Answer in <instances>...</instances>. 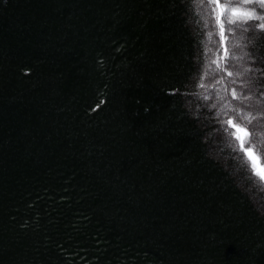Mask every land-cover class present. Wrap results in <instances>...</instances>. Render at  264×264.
<instances>
[{
	"label": "trees",
	"instance_id": "trees-1",
	"mask_svg": "<svg viewBox=\"0 0 264 264\" xmlns=\"http://www.w3.org/2000/svg\"><path fill=\"white\" fill-rule=\"evenodd\" d=\"M208 12L0 0V264H264V184L221 112L264 136V30L227 33L233 76L212 72Z\"/></svg>",
	"mask_w": 264,
	"mask_h": 264
},
{
	"label": "snow or ice",
	"instance_id": "snow-or-ice-1",
	"mask_svg": "<svg viewBox=\"0 0 264 264\" xmlns=\"http://www.w3.org/2000/svg\"><path fill=\"white\" fill-rule=\"evenodd\" d=\"M207 7L209 9L208 15L212 18L214 25L218 29L217 35L219 37V43L216 45L218 53L222 49V54L217 55L216 59H209L208 67L212 72H226L228 77L233 76V72L227 71L224 66V61L230 56L227 41L229 36L227 33H235L237 30L247 31L250 26V22L256 21V27L264 30V15L258 14L255 11L256 7L264 8V0H207ZM227 25V27H226ZM208 40L211 42L213 33L208 32ZM208 52H212L211 48L207 49ZM215 65V67H212ZM247 71V70H245ZM208 74V73H206ZM236 75H239L237 73ZM222 86V91L217 93V96L221 101L226 99V95H230L232 100L244 99L249 97H242L239 95L235 88L231 91L226 87H223V77L217 81ZM235 83V81H232ZM200 87H204L203 84ZM215 87V85H213ZM226 94V95H225ZM231 110V115L225 111ZM228 118L224 121L225 132L236 142L235 150L242 153L245 163L248 165L252 174L264 184V167L257 166L258 157H254L253 152L257 147L264 149V136H256L253 132H249L247 127L242 125H251L253 117L250 113L244 112L242 109L232 107L231 102L225 103L221 109ZM237 119L241 123H237ZM256 139L258 143H252L253 139ZM246 141L248 147H245Z\"/></svg>",
	"mask_w": 264,
	"mask_h": 264
},
{
	"label": "rangeland",
	"instance_id": "rangeland-1",
	"mask_svg": "<svg viewBox=\"0 0 264 264\" xmlns=\"http://www.w3.org/2000/svg\"><path fill=\"white\" fill-rule=\"evenodd\" d=\"M242 41H243V40H242ZM242 43H243V42H242ZM253 155H254V157H258V156L255 154V151L253 152ZM256 162H257V166H258V167H264V166L262 165V163H261V161H260L259 158L257 159Z\"/></svg>",
	"mask_w": 264,
	"mask_h": 264
}]
</instances>
